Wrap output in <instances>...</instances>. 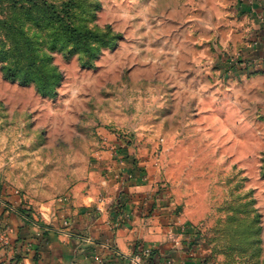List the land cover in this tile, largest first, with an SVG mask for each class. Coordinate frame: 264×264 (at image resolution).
<instances>
[{
  "label": "rangeland",
  "instance_id": "374dc122",
  "mask_svg": "<svg viewBox=\"0 0 264 264\" xmlns=\"http://www.w3.org/2000/svg\"><path fill=\"white\" fill-rule=\"evenodd\" d=\"M44 1L94 34L92 51L47 47L58 34L32 4L0 0V201L56 210L106 128L161 162L165 196L215 264H264L263 106L255 117L218 88L244 46L221 38L236 0ZM31 43L57 72L50 94L5 76L4 56Z\"/></svg>",
  "mask_w": 264,
  "mask_h": 264
},
{
  "label": "crops",
  "instance_id": "0c3cea01",
  "mask_svg": "<svg viewBox=\"0 0 264 264\" xmlns=\"http://www.w3.org/2000/svg\"><path fill=\"white\" fill-rule=\"evenodd\" d=\"M234 11L221 38L231 49L244 45L238 70L245 73L217 87L257 117L260 104L264 114V0H236ZM98 137L56 210L42 205L35 214L18 197L2 198L0 264H215L165 196L161 162L106 128Z\"/></svg>",
  "mask_w": 264,
  "mask_h": 264
},
{
  "label": "trees",
  "instance_id": "16d2710c",
  "mask_svg": "<svg viewBox=\"0 0 264 264\" xmlns=\"http://www.w3.org/2000/svg\"><path fill=\"white\" fill-rule=\"evenodd\" d=\"M27 1L32 4L31 10L43 17V23L38 24V28L42 27V29L48 33L55 30L58 34L55 38L53 36L48 37L46 41L47 47L53 50H67L70 48V52L79 48L88 52L92 51L87 36L90 33L92 35L94 34L89 30L77 27L72 22L68 9L59 10L44 0ZM50 60V57L42 56L40 54V49L35 44L31 43L29 52L18 51L12 55H6L2 62L4 64V73L7 78L19 81L22 84H42L39 88L47 95L52 93L56 88V85L52 86L50 84H56V79H58L56 70L49 71L45 69ZM239 71L241 74L245 73L243 69L238 70V72ZM27 216L29 220L33 221L29 215Z\"/></svg>",
  "mask_w": 264,
  "mask_h": 264
},
{
  "label": "built area",
  "instance_id": "2783aa9c",
  "mask_svg": "<svg viewBox=\"0 0 264 264\" xmlns=\"http://www.w3.org/2000/svg\"><path fill=\"white\" fill-rule=\"evenodd\" d=\"M239 58H233V56H230L225 64L224 71L227 72V74H238V69L240 67L241 62L238 60ZM9 231H6L8 233Z\"/></svg>",
  "mask_w": 264,
  "mask_h": 264
}]
</instances>
